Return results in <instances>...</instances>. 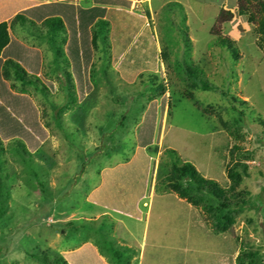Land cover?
Here are the masks:
<instances>
[{
  "label": "rangeland",
  "instance_id": "rangeland-1",
  "mask_svg": "<svg viewBox=\"0 0 264 264\" xmlns=\"http://www.w3.org/2000/svg\"><path fill=\"white\" fill-rule=\"evenodd\" d=\"M237 5V0H148L132 11L145 16L159 53L157 71L143 75H155L165 86L152 146L156 153H148V182L137 203L139 219L88 197L100 186L102 171L133 158L135 132L149 105L158 108L163 96L143 90L138 78L133 84L124 81L97 51L91 91L70 105L59 75L67 72L58 64L62 58L35 36L34 28L11 29L12 37L41 52L40 78L50 86L43 96L25 89L47 133L45 141L27 153L20 141L10 140L0 154V264H43L33 255H63L84 244L95 247L107 264L112 254L128 264H238L245 252L258 254L255 264H264V50L255 45L256 25L237 14ZM222 9L232 14L221 33L234 41V49L215 46L210 35ZM57 41L60 46V37ZM182 62L198 67L213 89H193L194 101L185 98L184 76L175 69ZM222 92L236 100L235 110ZM238 161L250 167L238 190L249 193L246 199L254 207L228 212L229 224L219 232L201 208L164 185L170 163L187 162L226 190V168ZM241 261L248 263L245 257Z\"/></svg>",
  "mask_w": 264,
  "mask_h": 264
},
{
  "label": "trees",
  "instance_id": "trees-1",
  "mask_svg": "<svg viewBox=\"0 0 264 264\" xmlns=\"http://www.w3.org/2000/svg\"><path fill=\"white\" fill-rule=\"evenodd\" d=\"M132 1L91 0L90 7L82 8L74 5L73 0H0V154L3 152L4 142L10 140L20 141L27 153H33L47 137L32 99L28 95L12 93L13 87L6 83L11 79L22 86L31 87L43 96L50 84L44 83L38 76L43 65L41 52L11 37L8 27L13 29L16 25L20 27L28 25L34 28L38 33L35 36L45 39L55 57L62 58L58 64L67 72L60 74V77L63 80V89L66 86L67 91L64 89V92L70 105L84 100L90 93L92 88L90 69L97 51L105 56L102 57L104 62H112L115 70L127 83L133 84L138 78L142 89L153 97L164 95L165 86L155 75H143L144 72L157 71L159 53L155 39L148 31L145 16L130 11ZM237 4V14L246 16L249 23L256 25L255 31L259 34V39L255 45L263 51V0H237ZM231 21L232 14L229 11L223 9L219 11L210 30L215 46L234 49V41L221 33L223 25ZM39 25L43 27L44 34ZM144 25L146 27L142 30ZM186 34H181L185 37L184 43H188ZM57 37H60V46H57ZM176 67L177 73L184 76L187 88L185 98L194 101L191 93L193 89L199 88L204 91L213 89L198 67L186 62ZM106 70L103 68L104 77L107 75ZM222 95L235 110L236 100L227 92H222ZM46 101L53 110L58 109L59 104L55 101ZM195 104L198 106V103ZM244 104L242 102L241 105ZM166 105L169 108V102ZM164 106V96L158 108L154 102L149 105L135 132L137 150L133 158L125 164L102 171V182L88 197L90 202L111 211L140 218L137 203L145 195L151 163L148 153H156V147L152 146L157 131V115L158 111H163ZM206 112L209 113V110ZM240 116L243 117L241 112ZM57 117L61 122L59 114ZM170 153L173 154V151ZM23 155H21L23 158L26 157ZM170 165L164 185L175 192L179 199L185 200L193 207L201 208L205 216L214 223L215 231L219 232L228 226L230 221L228 212L254 207L253 203L246 199L249 193L238 190L250 170L243 161L226 168L229 181L226 190L220 188L217 182L201 177L190 163L171 162ZM1 169L0 161V174ZM33 257L43 264H104L88 244L63 255L46 256L43 259L35 255ZM112 257L113 261L110 264H128L118 260L121 255L112 254ZM244 257L248 259L247 264L259 261L258 254L245 252L238 256V264H243L241 259Z\"/></svg>",
  "mask_w": 264,
  "mask_h": 264
},
{
  "label": "crops",
  "instance_id": "crops-1",
  "mask_svg": "<svg viewBox=\"0 0 264 264\" xmlns=\"http://www.w3.org/2000/svg\"><path fill=\"white\" fill-rule=\"evenodd\" d=\"M144 1H146V2H148V0H142V1H138V0H133L132 2H131V12L133 11V9H134V7L136 6V5H143V3H144ZM46 2H48V1H46ZM73 4L74 5H78V6H80V7H82V8H88V7H90L91 6V0H73ZM83 4H85V5H83ZM6 22H9V21H6ZM39 27H41L40 25H39ZM42 28V30H43V27H41ZM8 31H9V33H10V36H11V29H10V27H8ZM12 37V36H11ZM13 38H15L16 40H18L19 42H21L22 44H24V45H26V43L23 41V40H20L19 38H16V37H13ZM34 48V47H33ZM36 49V48H35ZM42 55V54H41ZM42 60H43V57H42ZM43 68H44V65H42V68H41V72L39 73V75L38 76H41V74H42V71H43ZM60 75V74H59ZM44 82V81H43ZM6 83H8V85L9 86H12L13 87V89H12V93H18V94H22V95H26V90L28 89V88H31V87H29V86H22V85H20V83H17V82H15V81H13V80H11V79H9V80H7L6 81ZM45 83V82H44ZM26 89V90H25ZM92 247V246H91ZM93 249H94V251L96 252V248L95 247H92ZM97 253V252H96ZM102 256H103V254H102ZM101 255L100 256H98L100 259H101V261L104 263V264H107V263H105V260L103 259V257H102ZM107 261V260H106Z\"/></svg>",
  "mask_w": 264,
  "mask_h": 264
}]
</instances>
